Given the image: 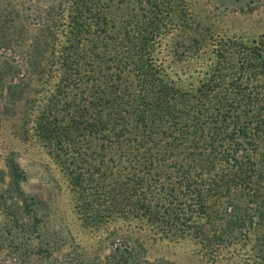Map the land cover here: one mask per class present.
<instances>
[{"label": "trees", "instance_id": "obj_1", "mask_svg": "<svg viewBox=\"0 0 264 264\" xmlns=\"http://www.w3.org/2000/svg\"><path fill=\"white\" fill-rule=\"evenodd\" d=\"M112 1L0 0V46H17L0 51V84L20 97L41 83L34 105L49 107L62 139L78 147L87 132L91 151L63 161L76 210L110 244L100 256L50 227L8 160L20 196L0 202V264H147L148 234L192 240L216 262L228 247V264H264V95L217 71L193 83L151 58L141 81ZM247 48L264 76L263 50Z\"/></svg>", "mask_w": 264, "mask_h": 264}, {"label": "rangeland", "instance_id": "obj_2", "mask_svg": "<svg viewBox=\"0 0 264 264\" xmlns=\"http://www.w3.org/2000/svg\"><path fill=\"white\" fill-rule=\"evenodd\" d=\"M111 3L118 46L139 68L141 81L145 80L146 65L151 58L169 72H184V77L191 75L187 80L193 83L215 78L217 71L225 78L239 76L245 91L252 96L264 95V76L253 73L257 61L247 48L258 47L264 52V0H113ZM15 48L0 46V51L12 53ZM240 66L243 72H239ZM40 86L41 83L33 84L30 92L17 97L9 95L5 85L0 84V196H3L0 202L7 200L5 206L9 208L17 205L10 197L20 194L7 165L8 160H14L24 176V180L18 181L23 196H32L38 202L50 227L74 243L100 256L106 255L110 244L98 237L105 233L104 227L92 229L76 210V194L67 162L63 161L74 155L75 148L82 147V152L89 153L90 137L84 132L78 147L73 140L62 139L59 134L62 132L54 129L55 115L49 107L34 105L40 98L35 92ZM43 135L48 139L42 138ZM87 176L98 178L90 171ZM140 239V252L147 264H228L226 257L231 256L227 247L216 262V255L202 253V248L188 239L166 240L149 234ZM239 259L242 257L238 256L234 264H239Z\"/></svg>", "mask_w": 264, "mask_h": 264}]
</instances>
